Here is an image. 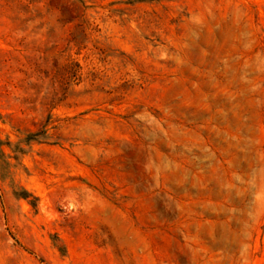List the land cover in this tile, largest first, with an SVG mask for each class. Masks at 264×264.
I'll use <instances>...</instances> for the list:
<instances>
[{
    "label": "rangeland",
    "instance_id": "obj_1",
    "mask_svg": "<svg viewBox=\"0 0 264 264\" xmlns=\"http://www.w3.org/2000/svg\"><path fill=\"white\" fill-rule=\"evenodd\" d=\"M0 264H264V0H0Z\"/></svg>",
    "mask_w": 264,
    "mask_h": 264
},
{
    "label": "trees",
    "instance_id": "obj_2",
    "mask_svg": "<svg viewBox=\"0 0 264 264\" xmlns=\"http://www.w3.org/2000/svg\"><path fill=\"white\" fill-rule=\"evenodd\" d=\"M22 198H27L28 197V192L23 190L22 191V195H21Z\"/></svg>",
    "mask_w": 264,
    "mask_h": 264
}]
</instances>
